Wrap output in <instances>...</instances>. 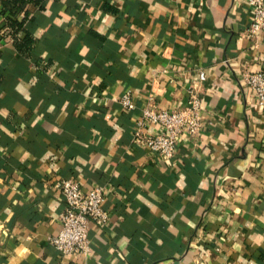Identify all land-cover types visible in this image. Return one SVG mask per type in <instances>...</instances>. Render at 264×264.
<instances>
[{
	"label": "crops",
	"instance_id": "obj_1",
	"mask_svg": "<svg viewBox=\"0 0 264 264\" xmlns=\"http://www.w3.org/2000/svg\"><path fill=\"white\" fill-rule=\"evenodd\" d=\"M1 11L0 264H264V104L244 82L264 70V31L249 36L247 0L27 2L29 55ZM194 87L203 129L162 159L135 123ZM62 178L105 186L111 217L91 224L87 259L48 240Z\"/></svg>",
	"mask_w": 264,
	"mask_h": 264
},
{
	"label": "built area",
	"instance_id": "obj_2",
	"mask_svg": "<svg viewBox=\"0 0 264 264\" xmlns=\"http://www.w3.org/2000/svg\"><path fill=\"white\" fill-rule=\"evenodd\" d=\"M253 8V18L249 24V36L258 40L264 31V0H247ZM1 5V0H0ZM201 77L205 73L201 72ZM244 82L248 84L264 104V70L245 71ZM125 109L135 110L137 104L128 89L120 98ZM157 123L161 126L158 132H149L148 126ZM204 126L203 100L198 90L189 89L187 102L172 109L161 108L150 104L143 109L134 126V137L147 144L162 159H171L177 154L179 139L185 133L197 136ZM65 197V208L60 213L61 227L58 232L48 237L62 255H72L82 259L93 253L90 238L91 224L107 223L111 211L106 206L105 186L98 184L84 191L80 182L72 178H62L55 183Z\"/></svg>",
	"mask_w": 264,
	"mask_h": 264
},
{
	"label": "trees",
	"instance_id": "obj_3",
	"mask_svg": "<svg viewBox=\"0 0 264 264\" xmlns=\"http://www.w3.org/2000/svg\"><path fill=\"white\" fill-rule=\"evenodd\" d=\"M27 2L40 4L42 0H1V12L6 18L9 32L14 37L16 47L22 53L29 55L31 49H33L37 43V39L27 26L29 11L26 12L23 19H20L17 15L19 9L23 8ZM23 30L26 31V34L24 36L19 35Z\"/></svg>",
	"mask_w": 264,
	"mask_h": 264
}]
</instances>
